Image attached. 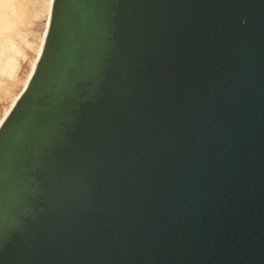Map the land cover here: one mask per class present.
Returning a JSON list of instances; mask_svg holds the SVG:
<instances>
[{
    "label": "water",
    "instance_id": "obj_1",
    "mask_svg": "<svg viewBox=\"0 0 264 264\" xmlns=\"http://www.w3.org/2000/svg\"><path fill=\"white\" fill-rule=\"evenodd\" d=\"M0 264H264V0H53Z\"/></svg>",
    "mask_w": 264,
    "mask_h": 264
},
{
    "label": "bare ground",
    "instance_id": "obj_2",
    "mask_svg": "<svg viewBox=\"0 0 264 264\" xmlns=\"http://www.w3.org/2000/svg\"><path fill=\"white\" fill-rule=\"evenodd\" d=\"M52 2L0 0V126L34 73L49 27Z\"/></svg>",
    "mask_w": 264,
    "mask_h": 264
},
{
    "label": "rangeland",
    "instance_id": "obj_3",
    "mask_svg": "<svg viewBox=\"0 0 264 264\" xmlns=\"http://www.w3.org/2000/svg\"><path fill=\"white\" fill-rule=\"evenodd\" d=\"M35 22H36V21H34V22L31 24V26H34ZM21 64L23 65V61L21 62Z\"/></svg>",
    "mask_w": 264,
    "mask_h": 264
}]
</instances>
